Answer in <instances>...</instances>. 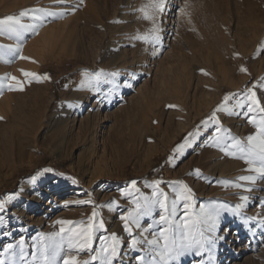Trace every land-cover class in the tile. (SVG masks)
I'll return each instance as SVG.
<instances>
[{
  "label": "rangeland",
  "instance_id": "rangeland-1",
  "mask_svg": "<svg viewBox=\"0 0 264 264\" xmlns=\"http://www.w3.org/2000/svg\"><path fill=\"white\" fill-rule=\"evenodd\" d=\"M148 3L0 0V21L15 18L0 23V120L5 121L0 122L3 264H43L41 249L60 239L54 235L61 228L56 222H73L63 226L64 235H69V229L86 227L94 210L98 213L95 222L103 221L104 228L94 230L91 251L70 253L65 244L56 264H62L67 255H78L83 264L105 244L102 237L112 234L120 241L113 264H138V257L152 258L145 237L152 239L153 233L158 235L161 228L169 227L177 234L182 231L177 225L193 217L201 220L197 228L209 237V224L203 221L217 211L215 245L206 243L201 255L195 248L185 251L173 264H264V179L255 185L240 181L239 177L255 173L247 170L242 159L213 146L217 136L222 137L221 145L239 140L246 146L247 137L257 135L249 119L264 118L259 110L249 112L247 99L252 89L264 108V0H165L164 12L155 19L159 28L156 43L151 37L147 43L135 39L148 35L153 27V21L143 19L139 11ZM105 6L108 19L102 12ZM22 12L26 14L21 16ZM109 26L125 28L115 38L116 42L122 38L121 58L129 60L134 54L142 60L140 70L130 78L118 71L114 76L108 73L110 35L98 49L99 37ZM45 43L50 47L43 49ZM102 70L104 75L90 81ZM225 71L227 82L218 94L216 88ZM24 72L35 76L26 77ZM86 83L92 97L71 119V139L57 144L56 131L46 127L30 131L31 126L36 130L48 122L47 117L61 104V93L80 91ZM30 101L35 102L32 108ZM219 106L223 107L216 111V123L210 117ZM90 111L97 121L93 138L87 139L76 133ZM19 116H23L22 125L7 123V119L16 122ZM154 129L158 130L155 135ZM156 181L160 183L154 196ZM181 184L191 190L188 217L187 201L178 200ZM241 196L249 198L247 205L234 215L230 210L242 203ZM164 197L170 226L160 222L162 209L157 201ZM137 203L145 214L140 227H133L129 235L120 217ZM249 217L255 219L245 223ZM134 238L141 241L137 250L129 247ZM8 245L12 248L5 251Z\"/></svg>",
  "mask_w": 264,
  "mask_h": 264
},
{
  "label": "snow or ice",
  "instance_id": "snow-or-ice-1",
  "mask_svg": "<svg viewBox=\"0 0 264 264\" xmlns=\"http://www.w3.org/2000/svg\"><path fill=\"white\" fill-rule=\"evenodd\" d=\"M165 10V0H149V3L145 6L141 7L139 11L143 14L142 18L145 20H152L153 27L150 30V33L145 36H136L135 39L149 42V37H151V42L156 43L159 41V28L155 24V19L159 14H162ZM26 13H21L23 16ZM15 20L14 17L9 16L4 21H0V23H8L13 22ZM23 59V57H21ZM242 72L246 71V69L241 68ZM24 76H35L33 73L24 72ZM97 76L100 74L97 73ZM113 75H116L115 73ZM10 79L15 80V77H11ZM39 79V77H37ZM47 79V77H44ZM255 87V86H254ZM10 90L11 86H10ZM22 90V89H21ZM249 95L247 97L249 101L248 109L249 112L259 110L264 113V108L260 107V102L256 98V93L252 91V89H248ZM225 101L229 99V97H224ZM223 106H219L216 110L213 111L212 119L214 122L216 121V111L222 110ZM250 124H254L257 128V135H250L247 137V145H243L239 140H234L233 143L228 144L226 146L221 145L220 141L222 139L221 136L214 137V145L220 147V150L225 153V155L233 156L237 159H242L245 164L248 165V171L251 173H255V175L241 176L238 179L240 181H244L250 185H255L258 179H264V118H261L257 121L255 118L249 119ZM217 132H220V129L217 128ZM191 135V134H190ZM183 145L178 146V148H182ZM229 149H235L236 151H230ZM44 172L51 171L50 169H44ZM135 181L132 182L131 187L135 188ZM159 181H156L154 184V192L153 195H156L155 189L158 188ZM179 183V182H177ZM233 187L241 188L243 185L234 184ZM182 192L178 196V200L183 199L186 200L187 203L184 204L185 208V217L189 216L188 210L191 207V190L187 188L186 185H182ZM251 188H246L245 191H251ZM123 195V193H122ZM163 195V194H161ZM242 203L238 204L233 211L234 215H239L241 209L246 207L248 202L247 196L240 197ZM167 197L164 199H159L157 203L159 207L162 209L160 215V222L171 225L172 220L169 218L168 207L166 204ZM79 203H91V201H80ZM130 203H133L130 201ZM221 208L226 209L227 206L221 205ZM4 208L3 204H0V211ZM145 213L141 210V206L137 203L135 207L129 211L127 215H122L120 219L124 222V231L129 235L132 233V228L140 227V217ZM171 215L175 216V203L172 206ZM98 216V213L94 210L92 216L89 218L88 224L86 227L77 226L74 229L67 230L71 234L64 235L66 229L63 227L64 225L72 224L71 221L59 220L56 223L61 225L60 232L55 233L54 235L59 236V241H55L53 244L42 248L40 251V257L43 260V264H56L57 259L60 257L61 252L64 250V245H67L68 251L71 253L75 250L76 253L83 251H91L92 249V241L93 234L95 229H103L104 223L100 221L99 223L95 222V218ZM255 217H249L245 220L247 223L248 220H254ZM204 223L209 224L208 232L212 235L206 237L203 232H200L197 228V225L201 223V220L197 218H189L183 221L182 225H177V228H182V231L177 234H172L171 229L169 228H161L159 234L153 233L152 239H147L145 237V241L148 245L146 251L151 254L152 258L150 260H145L144 257H138V264H173L174 261L178 260V258L185 253V251L191 250L193 248L196 249V254L201 255L204 251L205 244L207 243L210 246L215 245V232L219 226V211L215 213V215H209ZM264 224V220L261 221ZM147 229L141 232V235H144ZM41 239H44L43 237ZM48 239H52L49 237ZM105 240V244L102 248L96 252L95 255L90 257V260L84 261L83 264H91V261H95L99 259L101 264H113V260L116 258L119 250L120 241L115 234H112L110 238H103ZM141 243L137 239H132L129 247L132 250H137V245ZM12 248V245H8L5 251H8ZM23 248L24 242L20 241V249H21V258L23 259ZM210 251V249H209ZM35 259V254L33 256ZM213 257L210 253L209 260H212ZM0 264H3V261H0ZM62 264H81V261L78 258V255H67L63 258Z\"/></svg>",
  "mask_w": 264,
  "mask_h": 264
},
{
  "label": "bare ground",
  "instance_id": "bare-ground-1",
  "mask_svg": "<svg viewBox=\"0 0 264 264\" xmlns=\"http://www.w3.org/2000/svg\"><path fill=\"white\" fill-rule=\"evenodd\" d=\"M128 1L129 0H123V3L124 4H128ZM109 5V4H108ZM109 8V7H108ZM109 10V9H108ZM110 11V10H109ZM125 11V10H124ZM103 16L104 18L108 19L109 18V13L107 12V6L103 7ZM122 13V12H121ZM115 14V13H114ZM100 16V15H99ZM111 17V16H110ZM122 17H123V14H122ZM140 17V16H139ZM114 18V17H113ZM118 18V17H117ZM125 18V17H124ZM121 19V18H120ZM114 20V19H113ZM132 23V22H131ZM133 26V24H131ZM128 27V26H127ZM129 28V27H128ZM126 28V29H128ZM124 26H120L119 28H116L114 26L110 27L109 26V29L106 33H103L101 34V36L99 37V48L100 49V46L101 44L103 43V41L105 40L106 36H111V40L110 42L108 43L107 47H106V52H111L112 55H110V60L107 64V68L109 69L110 74H114V73H118V72H122L121 74H125L126 75L128 74L129 78L133 75V73L137 70H140V66H142V60L138 57V56H135L134 54L132 55V57L127 60L125 59V57H122L121 58V53L123 54V52L120 53L119 49H120V46L122 44V38L120 40V37H119V41L116 42L115 41V38L117 36V33L118 32H121L123 33L124 31ZM130 29V28H129ZM126 31V30H125ZM130 31V30H129ZM133 31V30H132ZM134 32V31H133ZM126 33V32H124ZM131 33V32H130ZM119 34V33H118ZM127 34V33H126ZM129 34V33H128ZM124 35V34H122ZM133 36V35H132ZM117 39V38H116ZM126 39V38H125ZM118 40V39H117ZM117 43V44H115ZM124 43V41H123ZM123 45V44H122ZM50 47V44H47L45 43V45L43 46V49L45 48H48ZM243 49V48H242ZM246 52V51H245ZM137 53V51H136ZM97 55V54H96ZM94 55V56H96ZM141 54H139L140 56ZM245 55V54H244ZM146 58V55L144 56ZM143 59V58H142ZM95 60V57L93 58V61ZM118 61V62H117ZM145 61V59L143 60ZM223 64V63H222ZM120 67V68H117V67ZM99 67V66H98ZM101 67V65H100ZM106 67V66H105ZM101 69V68H100ZM107 70V69H106ZM118 71V72H117ZM173 72V71H172ZM98 73L100 74L98 76V78L102 75H104L105 73L102 71H98ZM107 73V74H108ZM213 73V72H212ZM220 73V71H219ZM227 71L223 72L222 73V82L219 83L218 87L216 88L217 89V92L218 94L221 93L222 91V85L223 83H226L227 82V77H226V74ZM233 73V72H232ZM120 74V75H121ZM176 74V72H175ZM217 74V73H216ZM177 75V74H176ZM114 76V75H113ZM173 76V75H172ZM168 77L169 79L172 77ZM175 76V75H174ZM218 76V75H217ZM231 76V75H230ZM213 78V77H212ZM172 79V78H171ZM175 79V78H174ZM177 79V78H176ZM97 80V75H95V77H92L90 79V81L92 82H96ZM82 81H84L82 79ZM189 81V80H188ZM232 81V80H231ZM87 82V81H86ZM82 83V82H81ZM91 83V82H90ZM179 83V82H178ZM232 83V82H231ZM230 84V83H229ZM89 86L90 84L86 83V84H83L82 85V90L78 91V90H74L71 92V93H61L62 97V101H61V104L57 107V109L54 111V113L52 114V116H49L47 117V121L46 123H43L42 125H39V127H37L36 130L33 129V127L31 126V129L30 131L33 132V131H38V130H41L42 129H50L52 131H56L58 133V138H57V144H60V143H64L68 140V137L70 136V139H71V134L73 135V132H74V128L73 126L71 125L72 124V121L71 119H75L74 115L76 113H78L79 111H81V109H83L85 107V105L88 104V100L92 97V92H90L89 90ZM224 86V85H223ZM79 87V86H78ZM77 87V88H78ZM81 87V86H80ZM236 87V85H235ZM185 88V87H184ZM208 88V87H207ZM80 89V88H78ZM190 92V91H189ZM198 93V92H197ZM215 93V92H214ZM210 94V92H209ZM195 95V94H194ZM180 96V94H179ZM104 97H107V95H104ZM184 97V96H183ZM195 97V96H194ZM100 99V98H98ZM193 100V99H192ZM97 103H99L98 101L99 100H96ZM34 101H30V108L34 107L32 104H33ZM192 102V101H191ZM217 102V101H215ZM1 103V102H0ZM35 103V102H34ZM18 104V103H17ZM96 104V103H94ZM206 104V103H205ZM97 105V104H96ZM28 107L29 111H30V108ZM187 107V106H186ZM96 108V107H95ZM215 108V107H214ZM1 109V107H0ZM93 110V109H92ZM99 111V110H98ZM31 112V111H30ZM97 113V112H96ZM203 116V115H202ZM23 117V116H22ZM21 116H19V119L17 118L16 122L13 121V120H10V119H7V123L10 125H18L19 123L21 124L22 122V118ZM96 116L95 114H92V111L90 112H87V115L85 117V120L82 121L80 123V128H79V132L76 133L77 135H81V136H85L87 137V139L89 138H93V126H94V122H96ZM28 119V118H26ZM81 120V119H80ZM75 121V120H74ZM0 122H5L4 120H0ZM28 124V123H27ZM22 125V124H21ZM43 126V127H42ZM33 130V131H32ZM158 130L157 129H154V133L153 135L156 134ZM236 131V130H235ZM238 132V130H237ZM236 132V133H237ZM12 136L14 134V131L11 132ZM22 138L23 135L21 136ZM78 137V136H77ZM26 138V137H25ZM70 142V140H69ZM211 164V163H210ZM210 173V172H209ZM27 184L28 183H25L22 187V189L20 190V194L21 195H24V191L27 187ZM73 193V192H72ZM264 212V211H263ZM145 233V232H144ZM234 236V235H233ZM233 236L230 238V240L233 238ZM230 242V241H229ZM128 251V247L125 249V252L127 253ZM259 257V256H258ZM257 259V258H256ZM245 263V262H244ZM134 264V262H133ZM234 264V263H233ZM238 264V263H237Z\"/></svg>",
  "mask_w": 264,
  "mask_h": 264
}]
</instances>
